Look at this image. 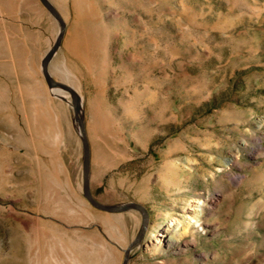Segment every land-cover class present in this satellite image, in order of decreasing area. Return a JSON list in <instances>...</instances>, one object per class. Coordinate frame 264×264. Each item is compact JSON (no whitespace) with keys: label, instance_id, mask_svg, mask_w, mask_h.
Returning a JSON list of instances; mask_svg holds the SVG:
<instances>
[{"label":"rangeland","instance_id":"374dc122","mask_svg":"<svg viewBox=\"0 0 264 264\" xmlns=\"http://www.w3.org/2000/svg\"><path fill=\"white\" fill-rule=\"evenodd\" d=\"M49 1L92 195L148 215L127 264H264V0ZM59 30L0 0V264H122L142 212L84 196Z\"/></svg>","mask_w":264,"mask_h":264},{"label":"water","instance_id":"95a60500","mask_svg":"<svg viewBox=\"0 0 264 264\" xmlns=\"http://www.w3.org/2000/svg\"><path fill=\"white\" fill-rule=\"evenodd\" d=\"M42 3L45 5V7L50 11V13L59 21L60 23V30L58 33V36L55 40V43L53 46L47 51L45 56L42 60V72L45 78V81L47 85L51 88L60 87L65 89L71 94L72 97V103L74 107L75 112V119L79 122L80 130L82 134V143H83V149H84V160H83V193L85 198L89 201L91 205L94 207L104 210L107 212H122L128 209H138L142 212V226L135 237V239L129 244L128 248L125 250L124 260L122 264H127L129 259V252L133 245H135L137 242L141 240L143 237L147 226H148V215L146 212V209L143 204L135 201L126 202L118 205H107L99 202L94 198L92 195L91 189H90V145L87 137V131H86V125L84 119L80 117V96L78 92L71 87L69 84L56 80L52 74L50 73L49 64L50 61L56 52V50L61 45L62 39L64 37V33L66 30V22L63 19L60 12L57 10V8L49 1V0H41Z\"/></svg>","mask_w":264,"mask_h":264},{"label":"bare ground","instance_id":"6f19581e","mask_svg":"<svg viewBox=\"0 0 264 264\" xmlns=\"http://www.w3.org/2000/svg\"><path fill=\"white\" fill-rule=\"evenodd\" d=\"M66 83V82H65ZM68 83H69V85L71 86V87H73L76 91H77V89L75 88V85L73 84V82H70V81H68ZM67 83V84H68ZM54 91L55 92H64V93H66L67 91L66 90H64L63 88H60V87H55V89H54ZM66 91V92H65ZM78 92V91H77ZM68 94H69V92H67ZM79 94V93H78ZM79 96H80V94H79ZM80 99H81V96H80ZM81 104V103H80ZM80 117L83 119V117H82V113H81V110H80ZM78 124H79V122H78ZM200 201V200H199ZM169 228H167V230H168ZM167 230L165 229L163 232H159L158 234H157V236H159V237H155V238H152V239H150L149 241H155L156 243H162V242H165V241H168V240H170V238H171V236L170 237H168V235L166 234V232H167Z\"/></svg>","mask_w":264,"mask_h":264}]
</instances>
